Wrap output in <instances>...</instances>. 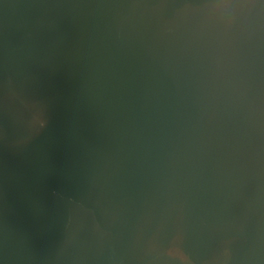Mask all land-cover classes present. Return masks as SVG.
<instances>
[{
	"label": "water",
	"instance_id": "water-1",
	"mask_svg": "<svg viewBox=\"0 0 264 264\" xmlns=\"http://www.w3.org/2000/svg\"><path fill=\"white\" fill-rule=\"evenodd\" d=\"M0 264H264V0H0Z\"/></svg>",
	"mask_w": 264,
	"mask_h": 264
}]
</instances>
